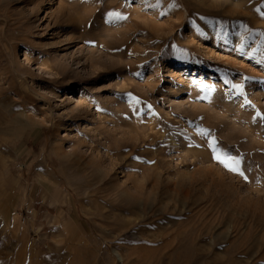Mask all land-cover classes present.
<instances>
[{
  "label": "rangeland",
  "instance_id": "obj_1",
  "mask_svg": "<svg viewBox=\"0 0 264 264\" xmlns=\"http://www.w3.org/2000/svg\"><path fill=\"white\" fill-rule=\"evenodd\" d=\"M0 264H264V0H0Z\"/></svg>",
  "mask_w": 264,
  "mask_h": 264
},
{
  "label": "snow or ice",
  "instance_id": "obj_2",
  "mask_svg": "<svg viewBox=\"0 0 264 264\" xmlns=\"http://www.w3.org/2000/svg\"><path fill=\"white\" fill-rule=\"evenodd\" d=\"M109 17L115 18V19H125L126 18L121 13H118V12L109 13ZM234 87H236L238 90H240L241 94H243V85H235ZM202 131L205 134L207 133V130H202ZM213 150L216 151L215 145H214ZM216 159L219 160L221 163H223L231 171L238 172L241 175H243V172H242L241 167H240L241 158L230 156L227 153L218 152L216 155Z\"/></svg>",
  "mask_w": 264,
  "mask_h": 264
},
{
  "label": "bare ground",
  "instance_id": "obj_3",
  "mask_svg": "<svg viewBox=\"0 0 264 264\" xmlns=\"http://www.w3.org/2000/svg\"><path fill=\"white\" fill-rule=\"evenodd\" d=\"M177 67H181V65L177 64ZM83 109H86V108H85V107L82 108V107H77V106H76V107L74 108V111H76V112L78 111L79 113H81V112H84ZM246 117H247V116H246ZM241 118H242V117H241Z\"/></svg>",
  "mask_w": 264,
  "mask_h": 264
}]
</instances>
